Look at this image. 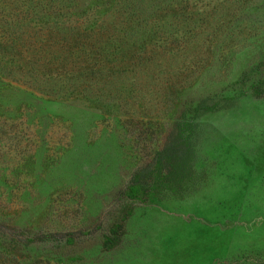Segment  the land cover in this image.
<instances>
[{"label":"rangeland","instance_id":"1","mask_svg":"<svg viewBox=\"0 0 264 264\" xmlns=\"http://www.w3.org/2000/svg\"><path fill=\"white\" fill-rule=\"evenodd\" d=\"M43 1L53 12L69 4ZM250 15L261 33L234 35L178 91L174 110L155 115L165 120L155 135V126L135 130L122 110L50 98L0 75V264H264V10ZM209 99L222 110L198 119V187L152 205L117 201L157 139Z\"/></svg>","mask_w":264,"mask_h":264},{"label":"trees","instance_id":"2","mask_svg":"<svg viewBox=\"0 0 264 264\" xmlns=\"http://www.w3.org/2000/svg\"><path fill=\"white\" fill-rule=\"evenodd\" d=\"M73 2L61 1L53 12L43 0H0V75L50 98L122 110L135 130L155 126L154 135L165 121L155 115L174 110L182 86H192L216 53L232 47L234 35L248 40L261 33L250 10H264V0H115L110 9L89 10ZM258 88L252 92L261 98ZM161 92L167 108L156 99ZM209 101L175 120L167 141L157 139L117 201L152 205L198 187V119L222 110Z\"/></svg>","mask_w":264,"mask_h":264}]
</instances>
